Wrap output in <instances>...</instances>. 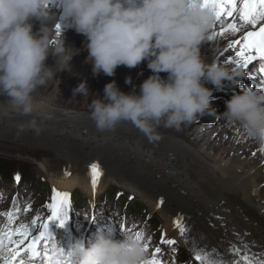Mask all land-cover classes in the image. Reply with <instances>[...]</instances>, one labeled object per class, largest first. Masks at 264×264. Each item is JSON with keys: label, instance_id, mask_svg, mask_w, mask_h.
Listing matches in <instances>:
<instances>
[{"label": "clouds", "instance_id": "1", "mask_svg": "<svg viewBox=\"0 0 264 264\" xmlns=\"http://www.w3.org/2000/svg\"><path fill=\"white\" fill-rule=\"evenodd\" d=\"M57 19L56 31L60 26L86 38L82 50L66 47L64 38L52 39L48 25ZM34 21L40 23L39 31L34 32ZM214 23L211 11L191 0H0V96L12 114L29 117L18 130L39 135L40 121L53 117L47 101L37 99L36 93L50 81L60 84L58 73L72 71L75 55L86 53L85 63L97 77H114L121 66L135 69L146 62L152 75L139 93L135 87L125 93L113 80L105 85L103 97L92 100L90 117L100 132L130 122L150 142L159 141L161 125L179 131L206 113L216 114L213 89L206 84L222 89L226 82L238 85L245 77L242 71L209 64L202 57ZM50 56L55 67L47 64ZM125 83L131 85V77ZM89 93L87 81L73 90V96ZM221 116L264 148V92L233 95ZM70 251L74 264H144L148 258L135 231L123 233L122 240L100 231L93 242L78 241Z\"/></svg>", "mask_w": 264, "mask_h": 264}, {"label": "bare ground", "instance_id": "2", "mask_svg": "<svg viewBox=\"0 0 264 264\" xmlns=\"http://www.w3.org/2000/svg\"><path fill=\"white\" fill-rule=\"evenodd\" d=\"M53 12L59 15L61 10L53 8ZM234 18L235 15L230 23ZM56 22L58 19L48 25L52 31V39L62 41L64 38L66 47L76 50L81 42V35L63 27L57 35L54 27ZM33 23L34 32L39 31L40 23L38 21ZM236 23L240 28L239 32L229 31L222 36L217 35L211 41L206 39L201 54L207 63L231 70L232 66L227 65L225 61L235 55V49L239 45L233 48H228V45L237 39L242 40L247 31L253 30L250 25H242L238 19ZM261 24H264V21ZM225 27L217 23L208 35L213 31L220 32ZM259 27L260 25H257V30ZM47 64L55 67V58L50 56ZM60 67H63V64L58 65L56 71H59ZM259 67V62H256L254 66L240 69L247 77H256L254 78L257 83L256 89L264 87V79L259 78L264 77V73L259 72L257 69ZM144 68L151 73L147 65L135 69L121 66L114 77L104 74L97 77L93 75L91 66L87 63L74 74L65 71L58 73L57 79L60 84L55 80L53 83L49 82L51 89L56 87V90H51L49 96L39 89L36 93L37 99L47 101L53 117L40 121L42 131L39 135L32 130L20 132L17 125L29 117L12 114L8 110L6 98L0 96V139H22L31 146L53 150L62 157L81 160L88 166L92 162H99L107 174L106 178L113 176L118 180L130 182L129 185H133V190L139 191L145 201L152 202L151 206L154 209L164 211L167 230L178 234L177 237L192 256H194L192 243L185 242V237H181L179 229L175 227L174 221L177 216H182L184 223L191 229V236L196 238V246L208 250L215 249L216 254L226 258H239L230 251L232 247L240 249V256L261 258L264 256V197L258 180L263 170L264 152L258 150L255 157L250 158L249 148L242 146L244 152L240 155L228 157L227 152H224L223 158L206 154L204 150L189 145L188 140H193L189 126H186L187 142L165 135L158 129L162 139L150 142L130 122L120 123L113 131L100 132L91 119L90 112L57 110L50 103L54 98L73 96V90L84 81H87L90 93L96 84L99 85L96 91L100 97L104 96L105 85L113 80L125 93L131 92L133 87L139 93L140 81L143 78L147 79L141 74ZM166 76L164 73L163 77ZM128 77L132 79L131 85L125 83ZM66 85L68 90L62 88ZM206 86L213 89L214 96L220 91L210 83ZM225 87L226 85L223 89ZM242 132L232 136L234 144L245 141L244 135L240 134ZM126 135L131 136L129 141L125 139H128ZM253 143L249 140L247 144L250 146ZM211 146H217L216 141ZM67 147L70 150H66ZM55 180L63 189L80 186L87 194L94 195L101 192L104 179H100L95 190L91 185V177L87 179L84 176L65 174ZM160 198L164 199L165 204L158 207ZM250 230L253 231V235L248 233ZM194 260L195 264H200L195 256Z\"/></svg>", "mask_w": 264, "mask_h": 264}, {"label": "rangeland", "instance_id": "3", "mask_svg": "<svg viewBox=\"0 0 264 264\" xmlns=\"http://www.w3.org/2000/svg\"><path fill=\"white\" fill-rule=\"evenodd\" d=\"M231 18L224 17L218 23L225 27L231 22ZM85 40L86 38L81 35V42L76 51L83 49ZM85 60L86 53L81 51L71 60L73 72L65 71V73L74 74L86 65ZM256 62L258 61H254L248 66H254ZM143 65H147V63L145 62L140 66ZM141 73L146 78L152 75L146 69ZM161 75L163 76L164 73ZM254 78L256 77L251 78L245 75V80L244 78L239 79L238 85H232L230 82L225 83L226 87L220 89L214 96L213 106L218 110L216 114L206 113L204 117L199 118L189 126L193 136V140H188L190 146L204 150L206 154H212L215 157L222 156L223 158H225L224 152H227L228 157L234 154H242L244 151L241 147L245 146L249 148V157H255L256 154L253 153H257L261 148L255 142L249 146L247 143L251 139L243 128L229 125L221 116V113L226 110V101L230 100L233 95L240 93L247 87L256 90L257 83ZM259 78L264 79V77ZM144 80L143 78L140 83L142 84ZM96 87L99 88V85L96 84L94 90L85 97L83 95L80 97L61 96L54 98L50 103L57 110L90 112L89 105L92 100L100 98L97 96ZM62 88L68 90L67 85ZM39 90L49 96V92L56 90V87L51 89V85L48 83ZM186 126H182L177 131L161 125L158 130L165 135L187 142L188 129ZM241 131L243 132L240 134L244 135L245 141L234 144L231 140L232 136ZM127 137L128 139H125L129 141L131 136ZM10 140L0 139V161L12 167V171L7 173L8 176L0 173V228H4L5 225L11 228L19 227L21 224L32 225V221L40 217L36 225H32L35 234H38L42 230L40 225L47 222L51 215L47 205L52 202L54 192H67L70 195L71 209L68 213V219L64 223L65 229L60 226L58 221L50 224V233L53 237V240L49 242L50 250L56 249L58 245L67 252L72 250L78 241L90 244L100 231L106 234L110 233L114 239L122 240L124 230H126L127 232L135 231L144 234V243L149 246L148 258H151L155 249L159 247L161 252L156 255L162 264H195L194 256L182 244L177 237L178 234L167 230L164 211L154 209L151 206L152 202L145 201L141 193L133 190V185H129L130 182L118 180L113 176L106 178L107 174L103 171L101 180H104L100 188L101 192L89 195L80 186L63 189L55 179L65 174L84 176L88 179L90 177L89 166L81 160L62 157L53 150L31 146L22 139ZM215 141L217 146L212 147L211 145L215 144ZM66 150H70V148L67 147ZM171 161L174 162L173 159ZM172 162L171 164H174ZM262 165L263 170L259 176L258 184L264 197V163ZM17 176L20 178L19 181L16 180ZM172 185L175 186L174 183ZM41 188L45 190V194L40 192ZM134 204L138 207L136 211L131 207ZM7 212L13 213V222L10 225L8 217L3 215ZM248 233L253 235L251 230ZM162 239L175 240L176 243L168 245L161 243Z\"/></svg>", "mask_w": 264, "mask_h": 264}, {"label": "snow or ice", "instance_id": "4", "mask_svg": "<svg viewBox=\"0 0 264 264\" xmlns=\"http://www.w3.org/2000/svg\"><path fill=\"white\" fill-rule=\"evenodd\" d=\"M191 3L211 11L215 18L212 29L215 28L218 22L222 21V18L234 17L235 15L233 22L228 24L227 28L222 29L220 32L213 31L208 35L207 40L209 41L213 40L217 35L222 36L227 31L232 33L239 32L240 28L236 23V19L244 26L250 25L253 30L247 31L243 35L242 40L237 39L228 45V48H233L235 45H239V47L235 49V55L227 59L225 63L232 66V72H237L254 61H258L260 64L259 72L264 73V24H261L264 21V0H191ZM257 25H260L258 30ZM60 31V26H57V35L60 34ZM243 90L253 89L247 87ZM256 90L264 92V87ZM260 151L264 152V148H261ZM89 170L91 185L95 190L104 172L99 162L90 163ZM19 179V176H17L16 180L19 181ZM164 204V199L160 198L158 207ZM47 207L51 215L47 222L40 225L42 230L38 234H35L32 225H36L40 217L33 220L32 225L21 224L16 228L5 225L4 228H0V264H74L71 251L49 249V242L53 240L49 228L50 224L58 221L60 226H63L68 219V213L71 209L69 193L55 191L52 196V202ZM3 215L8 217L10 225L13 222V213L7 212ZM174 224L179 229L180 236L185 237V242L192 243L195 259L200 264H242V262L243 264H264V256L259 259L248 255L240 256V249L236 247H232L230 251L239 256L238 259L220 256L216 254L215 249L208 250L204 247H198L195 245L196 238L191 236V229L184 223L182 216H177ZM126 232L124 230V233ZM136 235L144 243V234L136 232ZM161 243L174 245L176 241L162 239ZM22 245L23 247H21ZM148 247V244L144 243V248L147 252ZM160 252L161 249L157 247L151 258H147L144 264H162L156 255Z\"/></svg>", "mask_w": 264, "mask_h": 264}, {"label": "trees", "instance_id": "5", "mask_svg": "<svg viewBox=\"0 0 264 264\" xmlns=\"http://www.w3.org/2000/svg\"><path fill=\"white\" fill-rule=\"evenodd\" d=\"M12 171V167H10L9 165H7L5 162H3V161H0V173L1 174H6V176H8L7 175V173L8 172H11ZM40 192H42V193H44L45 192V190L43 189V188H41V190H40ZM45 194V193H44ZM131 207H132V209L134 210V211H136L137 210V206H136V204H134V205H131ZM65 224L62 226L64 229H65Z\"/></svg>", "mask_w": 264, "mask_h": 264}]
</instances>
